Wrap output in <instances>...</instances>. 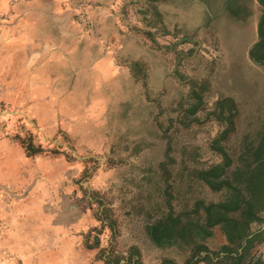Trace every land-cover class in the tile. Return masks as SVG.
<instances>
[{
	"label": "rangeland",
	"instance_id": "1",
	"mask_svg": "<svg viewBox=\"0 0 264 264\" xmlns=\"http://www.w3.org/2000/svg\"><path fill=\"white\" fill-rule=\"evenodd\" d=\"M63 1L83 26L90 18L106 26L100 7L112 0ZM115 1L113 23L123 27L125 40L118 65L129 72L122 85L97 80L93 98H66V113L31 117L0 104V163L7 168L13 163L20 176L10 180L21 182L10 186L8 172L0 177V264H40L43 244L57 239L61 257L73 264H155L164 257L186 264L188 251L156 245L147 225L170 208L180 212L197 199L224 197L195 176V170L222 159L213 141L228 124L213 113L217 100L232 96L238 110L234 128L222 140L233 158L228 170L237 164L244 141L255 140L264 125V63L249 55L264 9L258 0L228 1L245 14L232 18V30L209 15L226 0H205L210 6L205 19L219 32L201 35L187 31L199 27L186 17L187 0ZM87 9L94 11L91 17ZM100 30L108 40V28ZM193 92L202 103L189 115L196 119L184 125ZM90 100L95 107L85 111ZM29 171L32 177H24ZM30 181L33 188L26 186ZM54 220L65 229L61 237L48 231ZM204 242L217 250L225 237L215 227ZM254 250L264 251V239Z\"/></svg>",
	"mask_w": 264,
	"mask_h": 264
},
{
	"label": "crops",
	"instance_id": "2",
	"mask_svg": "<svg viewBox=\"0 0 264 264\" xmlns=\"http://www.w3.org/2000/svg\"><path fill=\"white\" fill-rule=\"evenodd\" d=\"M228 1L226 0L227 5L219 8L217 13L210 12L209 15L222 18L225 26L232 30V18H241L245 14L242 15L240 9H235ZM110 2L109 5L100 7L103 9L100 13L104 12L106 15V26L104 20L93 21L95 18H90L91 24L85 27L73 19L75 11L69 6L66 7L63 0H0V104L4 103L16 110L21 109V112L31 117L39 113H66V98H93L91 94L96 92L97 80L102 84H109L111 80L114 84L122 85L124 73L129 75V72H125L123 67L118 65L122 62L117 59V54L120 52L118 49H124L125 40L123 35L120 38L123 27L119 30L113 23L114 14L111 9L116 1ZM185 5L186 17L192 18L191 26H199L191 27L188 32H196L198 35H201V32H219L217 24L205 19L210 11L208 2L187 0ZM74 10L80 13L76 7ZM86 11L88 17L94 13L91 9ZM195 14L199 17L197 22L194 21ZM77 16L80 17L79 14ZM171 21L169 18L168 23L173 26L175 23H170ZM206 24L209 25L206 29L199 30L206 27ZM253 26L256 27L255 22ZM253 26L248 29L251 35ZM102 27L108 28V40L100 30ZM243 33L244 30H240L239 35L242 36ZM114 35L119 39L117 43L111 40ZM115 48L117 52H114ZM250 49L251 47L249 51ZM93 74L97 76L94 78ZM91 102L92 100L85 111L91 112L95 107ZM49 103L55 109H51ZM74 111H77L76 108ZM6 165L0 163V177L4 172H8L10 180L17 172L13 163L10 162L8 168ZM31 173H24V177H32ZM31 181L26 186L33 188L34 183ZM8 182L10 186L15 187L21 183L17 178ZM27 221L31 226L35 224L33 218H28ZM60 224L54 220V223H51L52 228L48 231L56 237H61L65 229ZM59 243L57 239L48 245L43 244L40 264L46 261L47 264H73L61 257L57 250ZM69 256L70 253L68 258Z\"/></svg>",
	"mask_w": 264,
	"mask_h": 264
},
{
	"label": "trees",
	"instance_id": "3",
	"mask_svg": "<svg viewBox=\"0 0 264 264\" xmlns=\"http://www.w3.org/2000/svg\"><path fill=\"white\" fill-rule=\"evenodd\" d=\"M264 6V0H258ZM264 8V7H263ZM258 40L249 53L255 61L264 63V9L257 24ZM191 102L184 112V125L195 117L202 103L198 92H193ZM213 113H217L226 126L214 139V149L221 155L219 162L195 170V176L209 189L220 191L218 201L197 199L193 207L175 212L170 208L167 213L147 225V233L158 246L177 245L186 249V264H264V251L253 249L264 239V125L257 132L255 140H245L233 163L228 150L222 144L226 134L233 129L234 117L238 113L236 103L230 96L217 100ZM218 227L225 242L217 250H211L204 240ZM132 249V248H131ZM170 257H164L155 264H176ZM137 264V261L118 264Z\"/></svg>",
	"mask_w": 264,
	"mask_h": 264
}]
</instances>
